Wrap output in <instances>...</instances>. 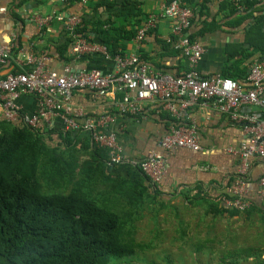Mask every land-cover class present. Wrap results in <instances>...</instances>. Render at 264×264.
<instances>
[{"label":"crops","instance_id":"0c3cea01","mask_svg":"<svg viewBox=\"0 0 264 264\" xmlns=\"http://www.w3.org/2000/svg\"><path fill=\"white\" fill-rule=\"evenodd\" d=\"M135 1L142 12L141 20H145L149 15L159 12L166 0ZM182 1L193 10L204 5L202 14H194L187 29V34L193 36L204 48L202 58L197 64L200 74H221L227 66L232 70L230 74L242 82L249 66L264 58L258 49L252 48L247 31L255 17L264 13V9L260 7L262 10H257L254 6L248 8L243 0H232L234 3H242L238 4V12L228 14V10L222 8L224 0ZM88 2L89 0H82L71 8L70 13H87L90 11ZM25 5L28 7L22 12ZM61 6L60 0H0V44H6L11 31L14 30L20 35L19 42H33L38 55L47 54L46 49L51 48V54H47V65L57 73H62V67L66 63L56 57L54 45L63 39L65 24L54 20L38 32L30 16L32 12H57ZM97 11L104 17L108 12L104 7ZM203 19L208 22V28L199 33L203 27ZM211 22L215 26L210 25ZM118 23L123 22L118 20ZM170 28L169 19L158 17L155 26L141 43H137L133 37L123 42L122 51L135 53L139 57L145 56L150 66L155 65L154 67L161 68V71L178 75L186 67L184 58L171 46L163 47L166 36L170 34ZM260 29L264 32V19ZM91 36L95 38L94 33ZM68 64L73 69L97 68L103 72L117 70L114 55L102 49L75 56ZM118 94L108 93L100 96L90 89H76L72 94L71 105L81 110L79 121L88 116L112 114L114 120L101 131H113L116 134L125 157L137 159L151 150L163 156L166 172L157 187L161 205L159 204L155 211L161 210V215L164 213L167 218L166 212L173 210L172 218L179 220L185 215L187 220L175 221L177 227L168 234V240L174 241L181 259L194 261V264H264V187L260 189L258 184L259 178L264 176V157L253 155L248 159L244 178L246 192L243 197L248 199L251 205L230 215L220 202L222 196L232 195L234 181L238 175L239 156L227 149H239L247 141L248 135L243 129V123L230 120L228 116L210 106H193L189 115L196 124L201 149L178 147L166 151L158 142L169 125L167 114L163 111L157 112V104L146 102L144 117L122 115L117 111L115 104ZM18 102L28 113L36 109V99L32 95L21 93ZM52 127L63 131L59 117H53L49 129ZM99 151L109 161L108 150L99 147ZM117 166L119 165L115 168ZM116 169L121 173L127 171L125 166ZM212 202L217 203L218 211L211 205ZM176 203L180 206L177 207ZM150 213L156 212L146 211L145 216L150 217ZM146 240L154 242L155 239L151 236Z\"/></svg>","mask_w":264,"mask_h":264},{"label":"trees","instance_id":"16d2710c","mask_svg":"<svg viewBox=\"0 0 264 264\" xmlns=\"http://www.w3.org/2000/svg\"><path fill=\"white\" fill-rule=\"evenodd\" d=\"M81 1L66 0L59 11L70 13ZM241 3L224 0L222 8L234 14ZM243 3L264 9V0ZM101 7L108 11L105 17L97 13ZM203 8H195V16ZM88 9L71 34L64 27L63 39L54 45L62 63L73 58L69 48L74 37L88 38L113 55L123 52V42L144 21L135 0H89ZM263 19L260 13L247 30L252 48L262 55ZM207 28L203 19L199 33ZM144 57L140 59L147 63ZM231 71L225 66L221 75L237 80ZM45 128L0 119V264H118L124 258L129 264L145 245L135 238V221L161 205L157 187L138 166L124 163L117 167H127L126 173L117 172L88 133ZM226 210L230 215L238 212Z\"/></svg>","mask_w":264,"mask_h":264},{"label":"built area","instance_id":"2783aa9c","mask_svg":"<svg viewBox=\"0 0 264 264\" xmlns=\"http://www.w3.org/2000/svg\"><path fill=\"white\" fill-rule=\"evenodd\" d=\"M27 7L25 5L22 12ZM30 16L38 32L56 20L64 23L71 34L73 27L81 22L78 14L61 11L49 14L32 12ZM193 16L194 10L182 0H166L159 12L149 15L137 27L134 36V40L141 43L155 26L158 17L169 19L170 34L165 41L186 63L185 69L178 75L155 70L137 54L126 52L114 55L117 68L114 72H103L97 68L73 69L66 63L62 73H57L48 67L47 54L38 55L33 42L29 40L19 44L20 35L12 30L9 41L0 44V119L49 129L53 117L57 116L62 121L63 131L88 132L96 146L108 150L110 163L138 166L158 187L166 172L163 156L151 150L137 159L125 157L116 134L101 131L114 120L112 114L88 116L79 121L81 110L71 105L73 91L90 89L100 96L119 93L115 104L122 115L144 117L146 102L157 104L156 111H163L172 119L158 142L166 151L178 147L201 149L196 124L189 111L196 105L210 106L230 120L243 123L248 135L247 141L239 149H227L238 154L240 166L232 189L233 196H222L220 199L225 209H247L251 202L243 195L246 192L244 175L248 159L253 155L264 157V58L249 66L242 82L221 74L203 76L197 64L204 48L187 34ZM74 38L69 48L72 57L100 49L106 51L104 46L88 38ZM21 93L35 97L34 112L23 110L18 102ZM258 184L260 189L264 187V176L259 178Z\"/></svg>","mask_w":264,"mask_h":264},{"label":"rangeland","instance_id":"374dc122","mask_svg":"<svg viewBox=\"0 0 264 264\" xmlns=\"http://www.w3.org/2000/svg\"><path fill=\"white\" fill-rule=\"evenodd\" d=\"M176 205L177 207L180 206L178 203H176ZM149 212L151 211H148V213ZM161 212L162 211L158 209L155 214L150 213V217L147 215V217L144 216L135 221V238L145 245L139 256H137L136 259H132L129 264H194V261H185L183 258L181 259L180 254L176 251L177 247L173 243L174 241L168 240L169 232L177 227L176 222L187 220L184 218L185 215L179 220V218H172L173 210L171 212L165 211L167 213V218H165L164 213L161 215ZM151 236L153 240L155 239L154 242L152 241L153 244L146 240ZM165 239L169 242L167 240L164 241ZM126 261H128V259L124 258L118 261V264H127Z\"/></svg>","mask_w":264,"mask_h":264}]
</instances>
